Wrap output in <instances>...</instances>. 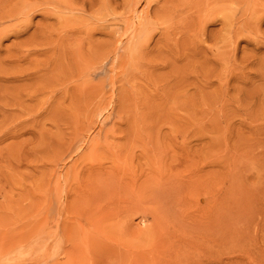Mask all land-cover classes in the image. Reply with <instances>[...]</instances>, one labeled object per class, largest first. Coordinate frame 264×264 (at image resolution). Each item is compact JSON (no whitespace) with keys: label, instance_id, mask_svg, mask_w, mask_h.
Segmentation results:
<instances>
[{"label":"rangeland","instance_id":"obj_1","mask_svg":"<svg viewBox=\"0 0 264 264\" xmlns=\"http://www.w3.org/2000/svg\"><path fill=\"white\" fill-rule=\"evenodd\" d=\"M0 264H264V0H0Z\"/></svg>","mask_w":264,"mask_h":264},{"label":"bare ground","instance_id":"obj_2","mask_svg":"<svg viewBox=\"0 0 264 264\" xmlns=\"http://www.w3.org/2000/svg\"><path fill=\"white\" fill-rule=\"evenodd\" d=\"M250 1H251V0H250ZM2 11H4V10H2ZM2 11H1V12H2ZM1 18H3V17H1ZM250 18H251V17H250ZM251 19H252V18H251ZM251 19H250V20H251ZM243 20H244V19H243ZM245 20H246V19H245ZM1 23H2V22H1ZM232 24H233V23H232Z\"/></svg>","mask_w":264,"mask_h":264}]
</instances>
